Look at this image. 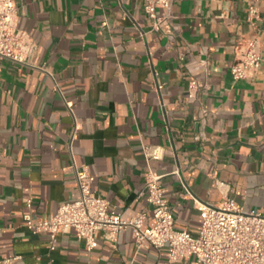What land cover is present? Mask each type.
<instances>
[{
  "label": "crops",
  "instance_id": "crops-1",
  "mask_svg": "<svg viewBox=\"0 0 264 264\" xmlns=\"http://www.w3.org/2000/svg\"><path fill=\"white\" fill-rule=\"evenodd\" d=\"M16 4L37 53L27 65L0 60V264H197L136 250L130 229L114 242L97 232L91 250L65 230L50 251L45 234L24 226L26 200L35 217L73 201L74 166L123 219L146 213L145 228L149 171L176 230L195 236L199 208L226 199L264 215V0L254 24L244 0H169L155 6L165 32L153 30L144 0ZM252 37L261 66L234 81L235 46ZM191 80L201 86L195 102ZM144 146L160 157L147 159Z\"/></svg>",
  "mask_w": 264,
  "mask_h": 264
},
{
  "label": "built area",
  "instance_id": "built-area-1",
  "mask_svg": "<svg viewBox=\"0 0 264 264\" xmlns=\"http://www.w3.org/2000/svg\"><path fill=\"white\" fill-rule=\"evenodd\" d=\"M244 1L247 21L254 24L260 19L259 0ZM157 5L168 9L169 0H144V11L152 20L153 30L165 32L167 16L156 14ZM18 18L16 0H0V60L27 65L36 60L37 46L30 32L18 28ZM260 47L261 42L255 37L244 39L235 46L230 65L234 81L244 80L249 71L260 68ZM200 89V84L191 80L187 89L188 100L197 101ZM68 109L71 111L69 105ZM143 151L147 159L160 157L158 147L144 146ZM74 174L77 197L59 206L54 214L35 217L32 200H26L24 226L32 234H45L50 251L56 247L58 234L65 230H72L76 238L84 241L91 250L97 245V232L114 242L122 230L130 229L136 250L166 248V257L172 261L194 257L197 264H264V215L243 212L231 199L224 200L220 206L199 208L201 226L193 236L187 230L174 228V217L163 197L160 177L152 172L146 175L144 190L154 224L147 228L144 227L146 213L123 219L109 209L107 200L93 191L94 177L87 170L74 166Z\"/></svg>",
  "mask_w": 264,
  "mask_h": 264
}]
</instances>
